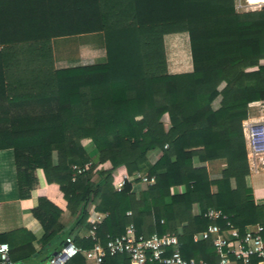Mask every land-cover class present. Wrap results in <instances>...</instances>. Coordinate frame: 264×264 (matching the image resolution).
<instances>
[{"label":"trees","instance_id":"1","mask_svg":"<svg viewBox=\"0 0 264 264\" xmlns=\"http://www.w3.org/2000/svg\"><path fill=\"white\" fill-rule=\"evenodd\" d=\"M96 32L104 61L56 65L53 38ZM174 33L187 34L189 71L168 70L165 36ZM263 100L264 8L238 12L235 0H0V150L12 149L19 198L30 210L20 228L0 233L10 262L36 255L38 228L41 245L54 242L65 211L75 218L65 233L82 248L133 224L144 235L177 233L183 257L217 264L209 240H192L209 224L208 208L240 230L261 225L264 238L242 129L249 103ZM151 151L161 152L154 163ZM216 160L224 166L213 178L205 164ZM136 173L148 179L138 196L129 181L115 189ZM92 212L104 214L95 239L75 232L92 228ZM65 264L86 263L77 254ZM104 264L130 259L116 254Z\"/></svg>","mask_w":264,"mask_h":264},{"label":"built area","instance_id":"2","mask_svg":"<svg viewBox=\"0 0 264 264\" xmlns=\"http://www.w3.org/2000/svg\"><path fill=\"white\" fill-rule=\"evenodd\" d=\"M235 7L241 12L260 10L264 8V0H235ZM261 102L254 101L249 103V106ZM242 129L247 158L255 170L264 164V113L259 117L245 119ZM73 169L77 172L84 170L77 165H74ZM125 181L147 183L148 179L146 174L136 173L119 180L115 189L120 191ZM91 215L92 228L88 236L95 239V222L100 221L104 214L92 212ZM203 216L210 222L204 230L194 233L192 240H209L218 256L217 264H264L261 225H247L240 230L233 225L227 214L217 208H208ZM178 235L170 232L144 235L139 233L133 224H129L122 234L110 236L104 243H96L90 248L77 246L72 237L68 236L60 250L50 258L49 264H65L77 254L83 256L86 264H104L107 257L116 254H127L130 264H210L204 259L183 257ZM8 253V243L0 242V264H11Z\"/></svg>","mask_w":264,"mask_h":264},{"label":"crops","instance_id":"3","mask_svg":"<svg viewBox=\"0 0 264 264\" xmlns=\"http://www.w3.org/2000/svg\"><path fill=\"white\" fill-rule=\"evenodd\" d=\"M78 35H82V34H78ZM70 36H63V37L67 39ZM58 38H62V37L53 38L52 45H56L55 44L56 42L54 40H57ZM68 50L69 49H67V53ZM53 53H54V49H53ZM67 53L59 54V52L56 50V54L54 53V59L57 66L63 67L70 65H78V64H85V62L97 63L105 60V48L103 49L102 46L97 47V50L94 51L90 50V52L87 53L90 55L96 53V55H94L93 57L90 56L89 58L90 61L85 60L86 53L85 54L77 53L75 56L73 55V57H70L71 56L69 55L70 53L69 54ZM98 58L99 60H97ZM81 60L84 63H80ZM250 115L252 114H249V116ZM88 143H91L90 140L88 139L83 141L85 147ZM86 149L90 153L92 152L91 155L96 157L94 155L95 150L92 143ZM160 155H161L160 151H151L148 156L149 162L154 163L159 158ZM194 161H197V158H195ZM205 166L207 167L211 177L214 178L219 176L220 170L224 166V161L216 160V161L207 162ZM249 166H250V173L246 177V181L247 184L252 188L255 203L262 205L264 204V164H261L255 170L251 166L250 162H249ZM143 186H144L143 182L132 183V191L135 193L136 196H138ZM175 190L177 192H182L184 191V187L177 186ZM194 211L196 213H199V209L195 205H194ZM29 213H30L29 208L22 206L19 198L13 151L12 149H1L0 150V233H6L20 228L24 224L26 217L29 216ZM74 221H75L74 216H72L68 211H65L61 215V223L63 224V231H62L63 233H61L58 236V238L55 239L54 242L48 245L46 244L41 245L39 243V239L43 234V230L42 228L36 229L34 231V236H35L34 245L36 246V249H38L36 255L30 258L29 260L22 261L19 263L11 262V264H49V261L47 260L48 256L55 255L60 250L65 239L68 237L67 233L65 232L69 230V228L73 225ZM89 230L90 229H85L81 227L75 230V232L81 236L83 235L88 236Z\"/></svg>","mask_w":264,"mask_h":264},{"label":"rangeland","instance_id":"4","mask_svg":"<svg viewBox=\"0 0 264 264\" xmlns=\"http://www.w3.org/2000/svg\"><path fill=\"white\" fill-rule=\"evenodd\" d=\"M235 9L238 12H241L236 7ZM70 37L67 39H65V37H62V38H58L57 40H54L56 42L55 43L56 45H53L55 54H56V50L59 52V54H62V53H67V49H69L67 54L70 53L69 54L71 55L70 57H73V55L75 56L77 53L78 54L86 53L85 60L90 61L89 60L90 56L93 57L94 55H96V53H93L91 55L87 54L88 52H90V50L93 51L97 50V47L100 46H102V48L104 49L103 35L98 32L87 33L82 35H72ZM165 46L167 52V62H168L169 72L178 73V72H186L191 70L192 63H191L188 37L186 33H174V34L166 35ZM97 60H99V58ZM80 63H84V62L81 60ZM217 105H218V99L213 101V107H216ZM263 105H264V100L261 103H257L256 105L254 104L253 106H251L250 114L252 115L248 117H252V116L259 117L260 115H262V113H264V111L261 112ZM90 144L91 143H88L86 145V148H88ZM93 158L95 159L94 156Z\"/></svg>","mask_w":264,"mask_h":264}]
</instances>
